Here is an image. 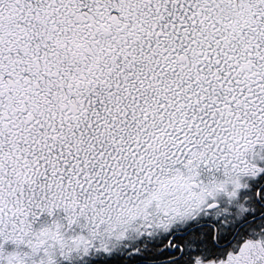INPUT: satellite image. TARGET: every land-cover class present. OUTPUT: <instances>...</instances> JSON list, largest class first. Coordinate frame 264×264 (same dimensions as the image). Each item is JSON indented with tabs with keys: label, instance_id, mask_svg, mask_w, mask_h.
I'll list each match as a JSON object with an SVG mask.
<instances>
[{
	"label": "snow or ice",
	"instance_id": "1",
	"mask_svg": "<svg viewBox=\"0 0 264 264\" xmlns=\"http://www.w3.org/2000/svg\"><path fill=\"white\" fill-rule=\"evenodd\" d=\"M65 261L264 264V0H0V264Z\"/></svg>",
	"mask_w": 264,
	"mask_h": 264
},
{
	"label": "rangeland",
	"instance_id": "2",
	"mask_svg": "<svg viewBox=\"0 0 264 264\" xmlns=\"http://www.w3.org/2000/svg\"><path fill=\"white\" fill-rule=\"evenodd\" d=\"M60 217H62V216L60 215V212H59V213L57 214V218H60ZM51 219H52V218L48 217L47 215L41 217L39 223L37 224V227H39V224H43V223H48V222H50ZM7 247H8L9 250H12V248H13L14 246L11 245V244H9V245H7ZM75 262H76V261H73L74 264H76ZM63 264H67V261L63 262Z\"/></svg>",
	"mask_w": 264,
	"mask_h": 264
},
{
	"label": "flooded vegetation",
	"instance_id": "3",
	"mask_svg": "<svg viewBox=\"0 0 264 264\" xmlns=\"http://www.w3.org/2000/svg\"><path fill=\"white\" fill-rule=\"evenodd\" d=\"M60 215L63 216L64 214H63L62 212H60ZM75 263H76V264H81L80 261H76ZM67 264H69V262H67ZM72 264H74V263L72 262Z\"/></svg>",
	"mask_w": 264,
	"mask_h": 264
}]
</instances>
